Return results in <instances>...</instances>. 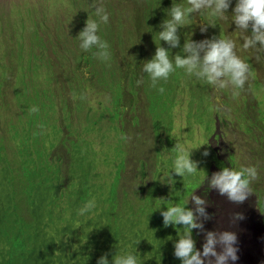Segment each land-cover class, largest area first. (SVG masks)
<instances>
[{"label": "rangeland", "instance_id": "obj_1", "mask_svg": "<svg viewBox=\"0 0 264 264\" xmlns=\"http://www.w3.org/2000/svg\"><path fill=\"white\" fill-rule=\"evenodd\" d=\"M13 1L18 0H0V6L6 9ZM63 1L54 0L53 5ZM113 2L108 0L107 4L110 6ZM235 6L236 0H233L227 15H232ZM37 8L28 5L17 14L0 15V24L29 17ZM153 9L150 14L154 16L142 15L140 22L133 17L141 11H114L109 18L117 20L99 26L97 35L109 45L107 63L94 56L95 49L89 52L69 49L66 40L72 35L66 37L68 34L44 49L46 60L40 68L22 73L18 69L33 61L13 67L3 61L2 70L0 68V204L8 222L11 216L16 227L29 224L37 230L52 231L56 227H49L51 219L68 216L70 212L77 214L80 207L92 200L95 206L150 209L148 218L151 209L158 203L162 205L159 200L179 199L176 192L183 196L186 189L200 186L194 192L198 197L213 170L224 168L219 159L227 163L229 170L256 167L258 179L251 185L252 198L249 196L241 206L247 204L245 206L253 211L257 202L264 201V60L257 61L251 50L242 51L243 41L231 18L227 21L209 19L216 27H209L201 34L200 25L206 17L194 16L185 28L178 30V34L185 32L184 41L181 39L183 44L189 35L194 42L220 35L232 39L237 56L250 65L252 76L239 97L233 99L231 89L214 93L202 81L177 70L168 81L159 82L157 87L165 89L160 94L151 87L141 69L160 43L156 34L161 31L160 25L167 15L158 12L170 8L158 3ZM160 46L171 53L170 59L181 52L168 49L163 42ZM81 53L83 57L78 58ZM4 71L7 72L2 76ZM32 107L39 111L29 115ZM41 127L43 134H40ZM215 135L217 142H212ZM177 144L185 152H191L190 159L197 164L198 172L184 179L171 173L176 157V152L172 151ZM214 149L220 153L219 159ZM204 152L209 155L205 157ZM54 154L59 155L63 163L53 164ZM123 162L138 165L140 170L130 179H124L126 184L120 190L114 185L118 178L113 174L106 181L95 180L97 171L117 169ZM44 168L47 175L52 171L56 177L44 193L33 196V189L41 188L47 181ZM257 187L261 199L257 198ZM81 189L89 191L80 200L77 195ZM122 192H125L123 196ZM54 195L59 196L60 202L47 198ZM214 197L201 198L208 199L205 207L208 212ZM226 199L220 196L219 201L227 203ZM189 202L193 209V203ZM262 209L264 213V206ZM160 210L167 209L162 205ZM237 214L247 220L254 215ZM237 214H231L232 227L238 222L232 219ZM207 215L210 219L200 221L203 232H217L218 225L207 226L212 225L213 218L218 222L225 214L213 210ZM76 218L72 231L82 235L85 229L91 235L96 230L100 234L101 229H108L120 245V255H135L138 250L149 247L146 255L154 257L157 252L156 243L149 242L143 234L134 233L136 216L130 229L127 222L117 220L110 225L97 220L93 214ZM79 222L84 223V229L78 226ZM177 229L173 228L174 234ZM147 230L153 234L151 229ZM30 231L33 232V228ZM199 236L204 243V235ZM263 252L264 245L260 246L261 257ZM170 253L172 255L173 251ZM246 261L247 257L243 263Z\"/></svg>", "mask_w": 264, "mask_h": 264}, {"label": "clouds", "instance_id": "obj_2", "mask_svg": "<svg viewBox=\"0 0 264 264\" xmlns=\"http://www.w3.org/2000/svg\"><path fill=\"white\" fill-rule=\"evenodd\" d=\"M53 1L18 0L9 3L6 9L0 6V15L17 14L18 10L28 5L38 7L29 17L15 18L0 24L1 70L4 60L11 67L33 61L18 69L22 73L40 68L46 60L44 49L65 34H68L66 37L72 35L66 40L69 49L83 52L95 49L94 56L107 63L110 60L109 45L97 35L99 26L117 20L109 18L114 11H141L133 17L140 22V16L154 12L153 7L158 3L170 10L158 12L167 15V19L160 25L161 31L156 34L160 43L156 45L155 55L142 64L141 70L151 82V87L160 94L165 89L157 87L159 82L168 81L177 70L189 78L202 81L214 93L231 89L233 99L239 97L252 76L250 65L237 56L233 40L222 35L200 42H194L190 35L186 36L180 54L170 59L171 53L160 46L161 42L168 49L180 48L178 30L185 28L194 16L212 21H227L231 18L230 22L235 25L243 41L242 51L251 50L256 54L257 61L264 60V0H236L231 16L227 13L233 0H114L110 6L108 0H76L74 3L64 0L57 5H53ZM32 27L33 33H30ZM209 27L216 26L213 23H202L201 34H205ZM28 111L31 115L39 109L32 107ZM43 131L41 127L40 134ZM172 152H176V157L171 173L184 179L186 175L198 172L197 164L190 159L191 152H185L179 144ZM203 155L207 157L209 153L204 152ZM57 161L62 162L60 156L54 154L53 164ZM139 170L138 165L123 162L117 169L110 167L97 171L95 180L106 181L113 174L118 178L114 185L120 190L126 184L124 179H130ZM55 177L52 171L46 174L47 181L41 188L33 189V196L44 193ZM257 179L258 170L254 166L241 167L238 171L233 167L231 170L222 168L211 177L209 190H215L229 202L241 205L253 194L251 185ZM199 187L192 190L185 188L183 196L176 192L175 195L180 198L171 202L159 200L167 210L161 211L162 205L158 203L154 210L151 209L148 218L150 209L134 207L132 210L123 206L104 207L100 204L95 206L94 200L88 201L76 211L77 214L70 212L68 216H55L51 219L49 227H56L52 231H41L35 227L33 232L14 230L0 204V264H237L239 257L256 252V246L264 245V214L257 221L246 219L241 222L233 228L234 233H204L200 221H207L210 217L205 211L206 201L194 195ZM88 191L81 189L77 197L83 199ZM124 193L120 194L123 196ZM47 198L60 202L58 195ZM189 201L193 203V209ZM87 214H93L97 220L109 222L110 225L117 220L127 222L128 229L136 216L134 233L138 236L143 234L149 242L157 244L155 256L146 255L145 250L150 247L138 250L135 255H120V245L108 229H101L100 234L96 230L89 235L84 229V223L79 222L78 226L84 229L83 234L72 231L74 222L78 220L76 217ZM232 219L234 222L242 221L244 217L237 214ZM177 227L174 234L173 228ZM147 228L153 231L152 235ZM198 233L204 235V243ZM170 251H173L172 255Z\"/></svg>", "mask_w": 264, "mask_h": 264}, {"label": "bare ground", "instance_id": "obj_3", "mask_svg": "<svg viewBox=\"0 0 264 264\" xmlns=\"http://www.w3.org/2000/svg\"><path fill=\"white\" fill-rule=\"evenodd\" d=\"M149 16H150V14H149ZM207 20V21H206ZM203 23H209V18H206V19H204L203 21H202ZM107 33V32H106ZM184 33L185 32H180L179 33V36H180V45H181V47L180 48H177L179 51H181V49H182V44H183V41H184V38H183V36H184ZM111 34V33H110ZM113 34V33H112ZM99 35V34H98ZM101 36V35H100ZM109 38V37H108ZM114 38V37H113ZM112 38V39H113ZM152 38H153V36H152ZM105 39V38H104ZM183 41H182V40ZM108 40V39H107ZM153 40H155L154 38H153ZM117 46V45H116ZM155 49L153 50V52H151L150 54H149V59L151 60L152 59V57L155 55ZM81 57H83V55H82V53H81V56H79L78 58H81ZM148 60V59H147ZM8 71V70H7ZM7 71H4L1 75L3 76V75H5L6 74V72ZM69 75V74H68ZM71 75V74H70ZM78 75V74H77ZM76 76V75H75ZM74 76V77H75ZM71 79V78H70ZM72 81H73V79H72ZM30 84V83H29ZM63 87V86H62ZM62 97V96H61ZM61 101V100H60ZM217 138H218V136L217 135H215V137H214V139L212 140V142H217ZM215 150V152H216V155H217V157L220 155V153L216 150V149H214ZM218 159H219V157H218ZM219 162L220 163H222L223 165H224V168H228V165H227V163H225L224 161H222V160H220L219 159ZM221 170H218V169H214L213 170V172H212V176H213V174L215 173V172H220ZM211 176V177H212ZM211 180V179H210ZM209 180V181H210ZM209 181H208V184H207V186H206V188H205V190L198 196V198H205V197H207L208 199H210V198H212V197H214V199L213 200H211V202H212V204H213V206H211L210 207V209H209V212L206 210V208H205V211H206V213L208 214V213H212L213 212V210L215 211V212H217V213H222V214H225V215H222V216H220L219 218H218V222L215 220V218H213V223H212V225L211 226H207V228H213V227H217V225H218V231L216 232V233H222V232H232V233H234L233 232V228L235 227V226H238V224H240L241 222H243V220L245 221L246 220V217L242 220V221H238L236 224H234V226L232 227V225H231V214L232 213H235V214H237V213H242V214H244L245 213V215L246 214H252V213H254V215L253 216H249V217H247L248 219H252L253 221H257V220H259L260 219V217L264 214L263 213V209H262V206H264V201L262 202V203H260L259 204V202H257L256 203V205H257V207H255L254 209H256V210H253L252 211V209H248L245 205H247V204H245L244 206H241V205H236V204H233V203H231V202H227V203H222V201H219V198H220V196L219 197H217V195H218V193L215 195V193H216V191L215 190H209ZM145 187V186H144ZM257 191H258V194H257V198H259V187H257V189H256ZM211 193V194H210ZM211 195V196H210ZM222 197V196H221ZM251 198H252V196H250ZM263 198H264V195L262 196ZM261 197V198H262ZM224 198V197H223ZM261 198H259V199H261ZM208 199H205V201L206 202H208ZM223 200V199H222ZM227 200V199H226ZM223 202H224V200H223ZM250 204H248V206H249ZM260 205V206H259ZM262 210V211H261ZM36 218L37 219H41V216H36ZM25 220V219H24ZM263 220H264V217H263ZM25 222H27L26 220H25ZM27 223H29V222H27ZM237 236V235H236ZM217 251H219V249H217ZM258 252H259V254H258ZM237 255H238V257H239V254L237 253ZM247 257V261H246V263H243L244 262V260H245V258ZM237 264H264V252H263V254H262V257L260 256V246H256V252H250V253H247V255L246 256H243V257H239V259H238V261H237Z\"/></svg>", "mask_w": 264, "mask_h": 264}, {"label": "trees", "instance_id": "obj_4", "mask_svg": "<svg viewBox=\"0 0 264 264\" xmlns=\"http://www.w3.org/2000/svg\"><path fill=\"white\" fill-rule=\"evenodd\" d=\"M39 220V219H38ZM9 223L12 225V227H14L15 229L14 230H20V231H22V232H26V231H30L32 228H33V226L32 225H29V224H24V225H22V226H20V227H16L15 225V222H13V221H11V216H10V221H9Z\"/></svg>", "mask_w": 264, "mask_h": 264}]
</instances>
